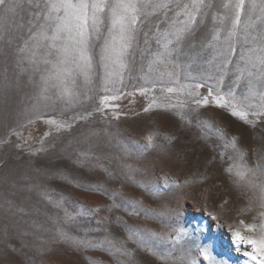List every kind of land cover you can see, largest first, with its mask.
Masks as SVG:
<instances>
[{
    "label": "snow or ice",
    "instance_id": "1",
    "mask_svg": "<svg viewBox=\"0 0 264 264\" xmlns=\"http://www.w3.org/2000/svg\"><path fill=\"white\" fill-rule=\"evenodd\" d=\"M25 13L29 17L27 22H18L17 18L22 20ZM205 21H211V26L201 31ZM141 38L143 49L139 48ZM21 76H27L33 89L28 103L17 114L27 124L34 122L32 114L39 117L43 110L83 109L69 118L71 122L47 120L57 132L71 129L78 121H88L94 113L103 118L109 109L113 110L112 119L118 120L115 110L119 104L115 102L137 91L149 97L144 112L160 108L166 112L175 110L174 114L187 125L192 124L191 116L202 128L212 127L200 119L197 111L215 105L252 128L258 124L264 126V0H0V104L8 103L20 87ZM126 79L143 83L139 87L133 85L134 91L128 92ZM187 80L195 82H183ZM158 86L166 103L157 102ZM201 88L207 89V95H201ZM172 94L176 96L175 103ZM94 97L97 102L89 111L86 103ZM19 122L21 127L27 126L23 120ZM105 122L111 124V120ZM216 131L242 158L247 155L238 145V137L228 140L222 130L216 128ZM106 134L115 137L113 133ZM11 136L22 141L14 145L17 149L23 150L28 144L22 133L12 129L8 137L0 139V148L12 145ZM145 140L146 143L119 142L124 158L122 171L132 183H137L136 175L145 174L143 161L150 150L159 153L167 165L169 160L165 157L170 156L178 137L166 135L158 139L157 135L147 134ZM45 151L41 147L30 155ZM147 175L138 187L159 208L146 206L139 199L128 200V207L133 209L130 215L143 212L152 218L171 217L166 200L174 183L172 177L163 169L159 174L148 172ZM241 177L242 194L248 197V207L243 211L256 208L260 223L244 225L256 238L235 231V242L244 256L256 264H264V164L248 167ZM27 178L9 167L6 159H0V188L5 190L0 193V215L6 221L0 226V264H35L36 256L52 251L47 240L29 243L23 239L27 232H17L14 236L10 231L11 217L24 212L14 197L25 188L37 187L21 185L20 181ZM54 206L60 208L62 202ZM119 207L113 203L108 211ZM64 213V224L75 223L76 216L85 215L82 211L73 215L66 208ZM49 219L56 225L50 237L52 244L64 245L73 253L92 246L85 237L74 235L62 226L58 218ZM165 227H172L175 234L129 228L127 240L136 249L128 248L126 241L118 244L105 239L128 257L130 264H136L137 250L150 254L160 264H203V261L228 264L205 247L191 248L185 241L188 234L183 227L168 224ZM16 237L20 238L19 246L12 243ZM245 244L251 246V251L240 247ZM200 256L203 261L199 260Z\"/></svg>",
    "mask_w": 264,
    "mask_h": 264
},
{
    "label": "rangeland",
    "instance_id": "2",
    "mask_svg": "<svg viewBox=\"0 0 264 264\" xmlns=\"http://www.w3.org/2000/svg\"><path fill=\"white\" fill-rule=\"evenodd\" d=\"M17 19L18 22L26 23L29 17L25 13L22 20L20 17ZM210 26L211 21L202 22L201 31ZM152 46L155 48L154 43ZM144 47L141 38L139 48ZM137 53L139 60V49ZM125 83L129 85L126 91L132 92V86L139 87L143 81L126 79ZM32 91L27 76H21L20 87L11 97L12 115L6 114L7 104H0V139L8 137L10 131L15 129L28 140V144L21 150L14 145L22 141L17 136H11L13 143L0 148V159H6L8 166L15 168L19 174L27 175L26 180L20 181L21 185L37 186L32 190L25 188L14 197L24 212L11 217L10 227L14 236L17 232H27L28 235L23 239L29 243L49 241L48 246L52 251L36 256L35 264H130V259L112 248L105 238L118 244L126 241L128 248L136 249V245L127 240L130 235L129 228L174 235L173 228L165 227V224L183 227L188 234L185 241L194 250L197 245L205 247L214 255L227 260L228 264H256L238 250L234 233L240 231L242 235L256 238L254 233L248 232L244 227L246 224H259L260 220L256 208L251 212L243 211L248 207V197L242 194L244 189L241 173L246 172L248 167L264 164V126L258 124L256 128H252L239 118L231 116L229 111L215 105L201 107L197 111L200 119L212 127L202 128L191 116L189 118L192 119V124L187 125L174 114L175 110L166 112L160 108L144 112L149 97L141 96L137 91L135 95L115 102L119 104V108L115 110L120 117L118 120L112 119L113 110L109 109L103 118L101 114L94 113L88 121H78L71 129L57 132L47 120L71 122L69 118L83 109L43 110L44 114L39 117L32 114L34 122L27 124L26 119L18 118L17 114L28 103ZM199 92L207 95L206 88L199 89ZM156 96L160 97L158 103H166L161 97L159 86ZM171 99L173 103L176 102L174 94ZM96 102L95 97L88 101L87 110L91 111ZM19 120H23L27 126L21 127ZM106 120H111V124H107ZM216 128L222 130L228 140L232 136L238 137V145L247 155L242 158L241 153L235 152ZM106 133H113L115 137ZM147 134L157 135L158 139L175 135L178 141L175 142L170 156L165 157L169 160L167 165L159 153L151 150L146 153L147 159L143 161L146 172L144 175H136L137 183H132L122 171L124 158L119 142L135 140L146 143ZM41 147L46 151L35 156L30 155ZM228 168L232 171H227ZM161 169L174 181L171 194L166 200L171 217L152 218L145 216L143 212L130 215L133 209L128 207V200L139 199L146 206L159 208L153 198L138 187V183L148 178V172L155 175ZM109 172L112 173L111 176ZM97 188L98 191L95 190ZM3 192L5 190L0 188V193ZM58 201L62 202L60 208L54 206ZM113 203L120 207L108 211ZM65 208L73 215L81 211L85 215L76 216L75 223L64 224ZM96 208L100 211H92ZM49 217L58 218L62 226L69 228L74 235L85 237L92 246L73 253L64 245L52 244L50 237L54 235L56 225ZM105 217L108 219L105 220ZM5 222L0 215V226ZM12 243L19 246L20 238H14ZM163 247L170 248L171 245ZM240 247L251 251L250 245ZM199 260L203 261V257L200 256ZM149 261L160 264L150 254L137 250L136 264H148ZM203 264H208V261H203Z\"/></svg>",
    "mask_w": 264,
    "mask_h": 264
},
{
    "label": "bare ground",
    "instance_id": "3",
    "mask_svg": "<svg viewBox=\"0 0 264 264\" xmlns=\"http://www.w3.org/2000/svg\"><path fill=\"white\" fill-rule=\"evenodd\" d=\"M10 102H11V103H10ZM13 102H14V101H13ZM12 105H13V104H12V100L10 99V100L8 101V103H7V107H6V109H7V113H6V114H8V115L11 114V115H12V113H13ZM3 111H4V110H3ZM8 111H9V112H8ZM6 114H5V115H6ZM5 115H4V116H5ZM12 118H13V117H12ZM3 119H4V118H3ZM8 120H9V119H8ZM17 120H18V119H17ZM19 121H20V120H19ZM245 165H246V164H245ZM201 178H202V177H201ZM239 212H240V211H239Z\"/></svg>",
    "mask_w": 264,
    "mask_h": 264
}]
</instances>
